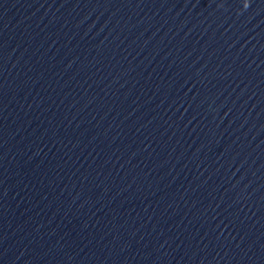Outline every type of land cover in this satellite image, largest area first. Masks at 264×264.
Listing matches in <instances>:
<instances>
[{
	"label": "water",
	"instance_id": "1",
	"mask_svg": "<svg viewBox=\"0 0 264 264\" xmlns=\"http://www.w3.org/2000/svg\"><path fill=\"white\" fill-rule=\"evenodd\" d=\"M0 264H264V0H0Z\"/></svg>",
	"mask_w": 264,
	"mask_h": 264
}]
</instances>
